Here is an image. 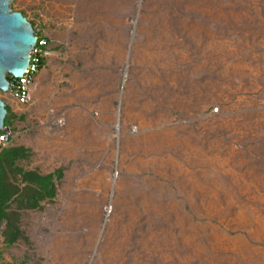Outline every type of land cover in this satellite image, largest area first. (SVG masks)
<instances>
[{
	"label": "rangeland",
	"instance_id": "obj_1",
	"mask_svg": "<svg viewBox=\"0 0 264 264\" xmlns=\"http://www.w3.org/2000/svg\"><path fill=\"white\" fill-rule=\"evenodd\" d=\"M11 6L44 61L11 145L62 178L0 264H264V0Z\"/></svg>",
	"mask_w": 264,
	"mask_h": 264
},
{
	"label": "trees",
	"instance_id": "obj_2",
	"mask_svg": "<svg viewBox=\"0 0 264 264\" xmlns=\"http://www.w3.org/2000/svg\"><path fill=\"white\" fill-rule=\"evenodd\" d=\"M44 65V61L42 66ZM10 108L6 125H11ZM31 157V150L25 146H0V226H4L5 243L12 246L25 236L19 224L21 212L41 209L43 203L57 196V180L62 172L43 174L30 170L24 161Z\"/></svg>",
	"mask_w": 264,
	"mask_h": 264
},
{
	"label": "water",
	"instance_id": "obj_3",
	"mask_svg": "<svg viewBox=\"0 0 264 264\" xmlns=\"http://www.w3.org/2000/svg\"><path fill=\"white\" fill-rule=\"evenodd\" d=\"M11 2L0 0V90L5 93L9 92L11 76L25 74L39 40L27 16L15 11ZM7 116V102L0 97V131L6 126Z\"/></svg>",
	"mask_w": 264,
	"mask_h": 264
},
{
	"label": "built area",
	"instance_id": "obj_4",
	"mask_svg": "<svg viewBox=\"0 0 264 264\" xmlns=\"http://www.w3.org/2000/svg\"><path fill=\"white\" fill-rule=\"evenodd\" d=\"M38 44L31 53V61L25 74L21 77H10V89L8 94L16 100L19 105L26 106L32 100V90L36 83V76L40 72L43 63V41L38 37ZM15 134L11 126L6 125L0 131V146L11 145Z\"/></svg>",
	"mask_w": 264,
	"mask_h": 264
},
{
	"label": "crops",
	"instance_id": "obj_5",
	"mask_svg": "<svg viewBox=\"0 0 264 264\" xmlns=\"http://www.w3.org/2000/svg\"><path fill=\"white\" fill-rule=\"evenodd\" d=\"M8 96H10L9 94H7ZM6 101V100H5Z\"/></svg>",
	"mask_w": 264,
	"mask_h": 264
},
{
	"label": "bare ground",
	"instance_id": "obj_6",
	"mask_svg": "<svg viewBox=\"0 0 264 264\" xmlns=\"http://www.w3.org/2000/svg\"><path fill=\"white\" fill-rule=\"evenodd\" d=\"M13 1H14V0H12V2H13ZM12 2H11V3H12Z\"/></svg>",
	"mask_w": 264,
	"mask_h": 264
}]
</instances>
